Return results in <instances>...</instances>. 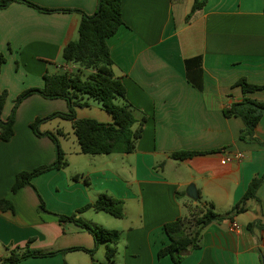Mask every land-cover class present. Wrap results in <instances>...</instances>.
Instances as JSON below:
<instances>
[{"label": "crops", "instance_id": "0c3cea01", "mask_svg": "<svg viewBox=\"0 0 264 264\" xmlns=\"http://www.w3.org/2000/svg\"><path fill=\"white\" fill-rule=\"evenodd\" d=\"M33 1L44 8L87 15H93L98 4L97 0ZM193 4L194 0H122L124 25L107 42L114 74L135 108L134 129L146 118L134 153L90 156L82 154L79 146L72 152L74 163L68 158L66 168L43 173L32 179L34 187L13 194L19 173L56 161L54 142L36 136L30 125L37 118L69 112L65 100L39 95L20 104L14 136L0 141V200L12 201L15 208L0 211V263L12 251L74 247L96 249L94 258L106 262L105 244L96 248L88 231L72 222L60 223L55 215L71 216L108 194L125 202L122 219L94 210L79 217L121 233L111 264H174L169 256L160 259L158 252L170 244L165 225L187 214L185 204L197 201L187 195L191 185L203 202L212 203L216 213L227 217L203 231L200 248L182 264L264 262V182L258 200H249L244 212L233 210L251 181L264 176V145L240 140L243 121L224 114L244 96L264 101V89L244 95L237 85L245 78L264 87V0H208L186 22ZM80 21L78 13H43L23 3L0 9V53L5 59L0 91L8 92L3 120L22 92L41 88L45 75L60 73L58 67L65 64L62 51L78 38ZM197 57L201 68L189 72L201 82V90L188 80L186 67V60ZM84 101L88 106L77 108L78 118L113 121L105 110ZM48 124H42L40 131L60 130L62 137L67 135L63 128L51 130ZM256 137L264 144V116ZM176 152L199 155L177 161L170 158ZM237 153L243 158L223 163L226 156ZM38 195L48 213L40 211ZM18 264H92V258L85 251L61 252Z\"/></svg>", "mask_w": 264, "mask_h": 264}, {"label": "trees", "instance_id": "16d2710c", "mask_svg": "<svg viewBox=\"0 0 264 264\" xmlns=\"http://www.w3.org/2000/svg\"><path fill=\"white\" fill-rule=\"evenodd\" d=\"M208 0H194L186 22H190L193 16L202 10ZM14 3H23L43 13L69 12L81 14L78 27V38L70 42L62 51L63 60L66 63L75 64L78 69L73 74L57 73L45 75V84L41 88H31L22 92L15 100L11 115L7 120L2 119V112L8 97L7 91H0V141L8 142L14 136L15 115L20 104L33 95H39L45 99L65 100L69 106L68 113H54L48 117L37 118L31 125V129L38 137H48L56 145V161L49 165L39 166L31 171H23L16 176L11 192L16 194L25 186L34 187L31 184L33 178L53 169H64L68 166L65 153L62 151L58 138L54 133L41 132L42 124L61 118L72 123L74 134L80 146V152L84 155H110L131 154L136 151L137 142L142 136V130L146 118L140 121L139 126L134 129L137 120L135 108L126 97V88L121 79L114 74V61L108 46V39L113 37L118 29L124 25L122 18V0H97V10L93 15H87L79 10L71 9H49L37 5L33 0H0V9H6ZM5 62L0 53V70ZM188 80L199 90L202 89L201 82H196L190 74L192 68H201V58L186 60ZM89 71L88 75L83 73ZM201 71V70H199ZM242 88L244 95L264 89L262 86L251 84L242 78L237 83ZM96 100L101 104L103 110L112 116L111 123H102L95 119H80L77 117V108L87 107L84 98ZM226 117H238L244 123L240 134V140L247 143L262 144L256 137V128L264 116V101L253 100L244 96L239 103L224 110ZM58 134L63 133L58 130ZM199 153L176 152L170 155L171 159L183 161L187 158L197 156ZM164 167V163L160 166ZM75 179H78L76 176ZM89 185V181H85ZM264 182V176L255 177L242 198L233 208L234 212L245 211L249 200H258L257 192ZM181 196V194H178ZM40 211H46L45 203L40 195ZM123 200L108 194H102L93 203L77 210L71 216L55 215L60 223L72 222L79 228L88 231L94 238L96 248L100 244L106 245V262H99L94 258L96 249L86 250L74 247L64 251L46 252L42 250H26L23 252L12 251L2 259L1 264H18L30 258L50 257L61 252L85 251L92 258V264H111L117 255V246L121 233L117 230H109L100 226H93L79 217L87 210L98 213H106L114 218L124 217ZM187 214L177 220L167 223L165 231L170 239V244L158 252V257L169 256L174 264H182L187 256L200 248L203 231L212 224H220L227 216L219 215L214 210L212 203H206L199 196L196 203L185 204ZM14 204L8 199L0 200V211L14 212ZM261 227V225H259ZM264 264V262H262Z\"/></svg>", "mask_w": 264, "mask_h": 264}, {"label": "rangeland", "instance_id": "374dc122", "mask_svg": "<svg viewBox=\"0 0 264 264\" xmlns=\"http://www.w3.org/2000/svg\"><path fill=\"white\" fill-rule=\"evenodd\" d=\"M86 99L89 100V102L93 103V105L95 107H99V108L103 109L101 104H99V102H97L96 100L90 99L88 97H86ZM93 109L94 108H88L87 111H94ZM59 119H61V118H59ZM59 119L54 120L52 122L48 121V123H49L48 126L51 128V130H57V129L63 128L62 130H64V132L67 134L66 136L62 137V135L58 134V130L55 131L54 134L60 140V142L63 145V148L65 149V151L67 153V155H65L66 159L68 160V158H69L72 161V163H74L75 162L74 161L75 156L72 154V152H74L75 149L79 150V144H78L76 136L74 134L72 123L68 120H63V119L59 120Z\"/></svg>", "mask_w": 264, "mask_h": 264}, {"label": "built area", "instance_id": "2783aa9c", "mask_svg": "<svg viewBox=\"0 0 264 264\" xmlns=\"http://www.w3.org/2000/svg\"><path fill=\"white\" fill-rule=\"evenodd\" d=\"M59 71L60 73H67V74H73L77 71L78 67L73 64V63H66L63 65V66H59ZM243 158V154L241 153H237L236 155L234 156H226L224 159H223V163H230L234 160H239V159H242ZM233 229L235 231L238 230V225L234 224L233 225Z\"/></svg>", "mask_w": 264, "mask_h": 264}, {"label": "water", "instance_id": "95a60500", "mask_svg": "<svg viewBox=\"0 0 264 264\" xmlns=\"http://www.w3.org/2000/svg\"><path fill=\"white\" fill-rule=\"evenodd\" d=\"M187 195L192 200H198V198H199V195L197 193V189L194 185L189 186V188L187 189Z\"/></svg>", "mask_w": 264, "mask_h": 264}]
</instances>
